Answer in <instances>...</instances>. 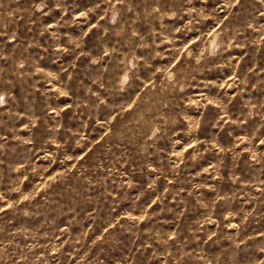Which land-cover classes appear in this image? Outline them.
Masks as SVG:
<instances>
[{"label": "rangeland", "instance_id": "374dc122", "mask_svg": "<svg viewBox=\"0 0 264 264\" xmlns=\"http://www.w3.org/2000/svg\"><path fill=\"white\" fill-rule=\"evenodd\" d=\"M0 264H264V0H0Z\"/></svg>", "mask_w": 264, "mask_h": 264}]
</instances>
